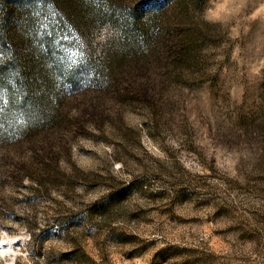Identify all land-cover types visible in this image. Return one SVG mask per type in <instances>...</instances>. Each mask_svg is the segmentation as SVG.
I'll return each mask as SVG.
<instances>
[{
    "label": "rangeland",
    "instance_id": "1",
    "mask_svg": "<svg viewBox=\"0 0 264 264\" xmlns=\"http://www.w3.org/2000/svg\"><path fill=\"white\" fill-rule=\"evenodd\" d=\"M0 264H264V0H0Z\"/></svg>",
    "mask_w": 264,
    "mask_h": 264
},
{
    "label": "trees",
    "instance_id": "2",
    "mask_svg": "<svg viewBox=\"0 0 264 264\" xmlns=\"http://www.w3.org/2000/svg\"><path fill=\"white\" fill-rule=\"evenodd\" d=\"M0 141H2V137L0 136Z\"/></svg>",
    "mask_w": 264,
    "mask_h": 264
}]
</instances>
